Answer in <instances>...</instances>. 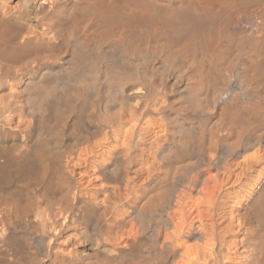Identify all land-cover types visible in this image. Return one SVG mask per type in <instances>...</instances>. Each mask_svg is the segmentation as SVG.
<instances>
[{
    "label": "bare ground",
    "instance_id": "obj_1",
    "mask_svg": "<svg viewBox=\"0 0 264 264\" xmlns=\"http://www.w3.org/2000/svg\"><path fill=\"white\" fill-rule=\"evenodd\" d=\"M0 264H264V0H0Z\"/></svg>",
    "mask_w": 264,
    "mask_h": 264
}]
</instances>
